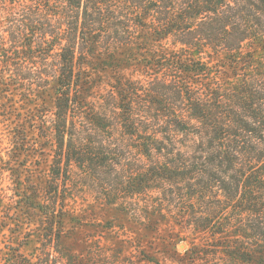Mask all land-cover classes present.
I'll return each mask as SVG.
<instances>
[{
    "label": "trees",
    "instance_id": "16d2710c",
    "mask_svg": "<svg viewBox=\"0 0 264 264\" xmlns=\"http://www.w3.org/2000/svg\"><path fill=\"white\" fill-rule=\"evenodd\" d=\"M1 148L41 247L25 254L6 215L0 264H91L61 247L79 170L147 234L201 237L180 264H264V0H0ZM37 152L35 183L20 174Z\"/></svg>",
    "mask_w": 264,
    "mask_h": 264
},
{
    "label": "rangeland",
    "instance_id": "374dc122",
    "mask_svg": "<svg viewBox=\"0 0 264 264\" xmlns=\"http://www.w3.org/2000/svg\"><path fill=\"white\" fill-rule=\"evenodd\" d=\"M45 104L50 110L47 116V120H50L52 99L48 97ZM48 124H50L49 121ZM113 136L119 144H131L118 130L116 133L113 132ZM5 146L9 145L5 143ZM0 151V156L7 159L6 150L1 148ZM37 153L36 158L21 160V167L25 171L23 170L20 174L23 179L32 175L31 179L35 183L45 181L50 168L49 155ZM140 160L141 157L137 151L131 149L126 159L124 157L125 172L135 168ZM10 167L12 165L7 164L5 169L9 170H5L4 175L0 174V185L5 189L2 194L6 196L7 192V197L0 202V237H16L11 232L10 225H12V217L16 218L19 215L25 220L22 234L19 235L24 240L22 250L31 257L38 253L37 248L41 247V239L36 230L38 222L29 215V211L21 208L18 197L15 196L16 188L10 177ZM78 175L79 178L74 182L67 204L70 211L83 221L76 233H73L71 237H64L61 241L64 251L69 247L75 253L89 251L93 256L91 264H180L178 258L186 253L191 243L201 240V237L178 226L175 229V233H178L177 237H167L169 228L166 231L147 234L144 227L137 225L131 217L118 215L114 207L101 198L98 181L87 178L80 170ZM12 197L14 198L11 199ZM6 215H9L11 219H8ZM165 227L166 225H163L162 228ZM52 253L57 260H62L54 250Z\"/></svg>",
    "mask_w": 264,
    "mask_h": 264
}]
</instances>
